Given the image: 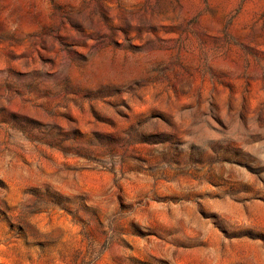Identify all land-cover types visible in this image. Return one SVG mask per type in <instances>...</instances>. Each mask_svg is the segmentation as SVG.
<instances>
[{"label": "rangeland", "instance_id": "1", "mask_svg": "<svg viewBox=\"0 0 264 264\" xmlns=\"http://www.w3.org/2000/svg\"><path fill=\"white\" fill-rule=\"evenodd\" d=\"M0 264H264V0H0Z\"/></svg>", "mask_w": 264, "mask_h": 264}]
</instances>
